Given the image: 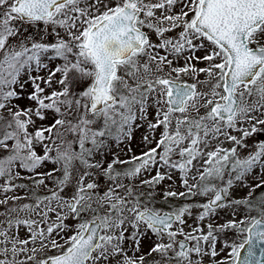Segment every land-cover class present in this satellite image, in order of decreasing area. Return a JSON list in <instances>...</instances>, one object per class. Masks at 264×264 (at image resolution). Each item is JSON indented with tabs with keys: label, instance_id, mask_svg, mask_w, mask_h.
I'll list each match as a JSON object with an SVG mask.
<instances>
[{
	"label": "snow or ice",
	"instance_id": "snow-or-ice-1",
	"mask_svg": "<svg viewBox=\"0 0 264 264\" xmlns=\"http://www.w3.org/2000/svg\"><path fill=\"white\" fill-rule=\"evenodd\" d=\"M260 130L264 0H0V264H264Z\"/></svg>",
	"mask_w": 264,
	"mask_h": 264
},
{
	"label": "rangeland",
	"instance_id": "rangeland-1",
	"mask_svg": "<svg viewBox=\"0 0 264 264\" xmlns=\"http://www.w3.org/2000/svg\"><path fill=\"white\" fill-rule=\"evenodd\" d=\"M25 31H32L33 33H35V29H27V27L25 26ZM171 35V34H170ZM153 40L156 39L155 36L152 37ZM198 55H201L202 53H197ZM200 67L204 66L203 64H200L198 65ZM26 90H27V86H26ZM22 104H27V100L25 99L24 101L21 102ZM247 127V126H246ZM143 131L140 130L137 132L136 134V137H135V140L132 142V144L130 145L131 148H132V152L131 153H128L126 152V149L124 151H122L121 149L124 147V146H120V147H114L112 150H110V155H109V159L111 158V152H116V153H119L120 157L122 159H130L131 155L135 154V155H140V153L144 150H146V147L142 144L141 142V137L143 135ZM236 134V133H234ZM157 138H158V133H157ZM245 143L247 144V148H241L239 149V154L241 157H244L247 153L253 151L258 145L260 144H264V130H260V131H257L256 133H253L250 137H248L245 141ZM151 146H154V145H151ZM224 147L226 148H230L232 147L233 145H231L229 142L225 141L224 142ZM118 167L120 168H126L127 165H119ZM51 168V165L49 164L47 167L43 168L42 170L43 171H48L50 170ZM22 176H24L25 178L23 180H18L16 181L17 184H23L25 185L26 187L24 188H21V189H17L15 193H7V195L11 196V195H20V196H29V200H26V201H23V202H30L32 197H31V193H35L36 195H39V196H44V195H47L49 190L53 187L52 185V182L49 180L47 183H48V187L45 188L43 186H40V187H35L32 182L30 180L27 179V176L29 175L28 173L26 172H22L21 173ZM155 173L153 172L152 175H154ZM97 181L99 183H101L103 186H107V181L101 177V176H98L96 177ZM258 180L257 178L255 177V175L253 174V176H250L248 181H246V183H249V184H255L257 183ZM169 185L171 186L172 190H176V191H184V189L180 186L181 185V181H180V178H179V175L178 174H174L173 175V179L171 181H165L161 186H159V189H158V197H157V206L158 207H163L165 210H173L174 208L176 207H179V206H182L184 204H192L194 202H197V201H203V200H206V198H202V197H194L192 199H185L183 197H180V198H170L169 201L166 203L164 202L160 196L162 195V192L163 191H166L168 190L169 188ZM31 189V190H30ZM34 190V191H32ZM71 189H65V192L61 193V195H65V196H70L71 195ZM257 192H264V189H257L256 190ZM248 192V188L247 187H242V188H237L234 192V196L239 198V197H243L247 194ZM3 194H0V197H2ZM198 212V209H193V215L191 217H187L188 219V224L189 225H192L193 227H195V216ZM53 219L55 218L54 216L52 217ZM230 218V215L226 212H221L218 219H216L215 223H223L225 220L229 219ZM239 218V217H238ZM69 223L71 224H75L76 221L74 220H70ZM186 231L190 230L189 228H187L186 226ZM71 233H68V235H70ZM25 235V233L22 231L21 232V236L23 237ZM232 237V234L229 233V238ZM154 239V238H153ZM150 241L145 238L144 242H143V249L146 251L147 248H148V245H149ZM218 249L220 247V245L217 246ZM227 249L224 250V252L222 253V256H226L227 255ZM49 254H55V253H49ZM44 253H41V256H43ZM205 264H207V261H205Z\"/></svg>",
	"mask_w": 264,
	"mask_h": 264
},
{
	"label": "trees",
	"instance_id": "trees-1",
	"mask_svg": "<svg viewBox=\"0 0 264 264\" xmlns=\"http://www.w3.org/2000/svg\"><path fill=\"white\" fill-rule=\"evenodd\" d=\"M31 190V189H30ZM32 191H34V190H32Z\"/></svg>",
	"mask_w": 264,
	"mask_h": 264
}]
</instances>
